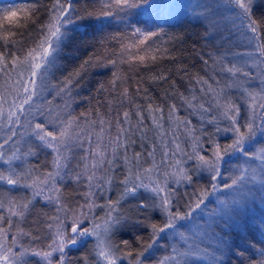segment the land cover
<instances>
[{
    "label": "snow or ice",
    "instance_id": "6c2138e0",
    "mask_svg": "<svg viewBox=\"0 0 264 264\" xmlns=\"http://www.w3.org/2000/svg\"><path fill=\"white\" fill-rule=\"evenodd\" d=\"M74 3L21 0L0 7V121L9 125L0 142V264H224L226 252L234 248L242 264H264V245L256 247L260 241L241 250L229 244L224 231L250 227L233 216L236 196L248 184L264 186V144L251 150L259 143L257 132L264 134V15H255L254 0L196 5L202 9L198 20L219 17L212 25L218 27L230 19L247 41L249 50L237 54L238 59L247 57L243 66L197 53L204 66L210 59L219 64L218 78L190 74L186 66L177 69L178 78L170 70L139 75L141 67L152 69L158 61H181L174 53L182 41L165 40L162 30L129 23L126 18L140 7L137 0H97L99 8H85L83 15ZM41 10L48 23L41 25L36 45L22 59L20 41L11 36ZM114 19L124 29L102 38L101 43L113 47L108 56L97 58L100 66L116 69L108 86L96 90L105 94L107 111H101L105 105L97 99L94 111L79 116L54 114L45 107L33 112L38 88L46 86L73 34L103 33ZM121 65L134 75L121 72ZM79 76V71L66 76L57 85L58 94L71 97ZM185 77L188 87L181 92ZM146 85H167L161 103ZM182 109L200 115L199 128L179 115ZM221 121H226L223 128ZM205 124L215 125V131ZM17 126L25 132L18 133ZM222 132L231 134V143L219 142L216 136ZM41 152L51 160L41 161ZM240 156L258 164L238 165L225 178V157ZM205 172L207 186L197 180ZM223 193L235 195L221 199ZM212 195L219 207L205 215ZM132 201L135 205L126 209ZM129 226L148 231L147 241L137 235L134 248L128 239L117 240ZM251 227L264 236V221ZM162 240L166 243L160 245ZM89 242L84 254L71 255ZM161 248L164 254L157 257ZM249 250L259 259L245 257Z\"/></svg>",
    "mask_w": 264,
    "mask_h": 264
},
{
    "label": "trees",
    "instance_id": "16d2710c",
    "mask_svg": "<svg viewBox=\"0 0 264 264\" xmlns=\"http://www.w3.org/2000/svg\"><path fill=\"white\" fill-rule=\"evenodd\" d=\"M21 0H0V7L9 6L13 3H20ZM45 4L50 3V0H44ZM140 7L132 10V13L127 17V21L137 27L147 29L163 31L166 35L165 40L171 37L178 38V50L174 55L183 57L181 61H172L164 59L158 61V66L152 69H146L141 67L139 69V75L147 78L151 74L158 71H168L170 70L173 74V78H178L176 73L179 67L186 66L189 69L190 74H199L204 76L216 77V72H219V64L213 65L212 60H209V65L206 67L199 60L197 53L203 54L205 58H208L210 54L212 57L219 60L224 58L223 62L227 64L229 61L236 63L238 66H243L246 60L238 59L235 57L237 54H242L248 50L247 41L244 36L240 35L239 32L233 27L230 19L221 20L218 27H213L215 20L219 17H210L209 19L203 20L201 22L197 18V13L202 11L201 8H197V4L202 3H212V0H137ZM74 7L77 9V14L83 15V10L87 8L92 10L93 8H99L97 0H75ZM193 9L195 11H193ZM253 11L257 17L264 15V0H254ZM227 13H225L226 16ZM48 23L47 14L41 10L40 14L34 19L25 20L22 26L15 30L11 39H17L20 41L21 46V58L27 54V51L34 47L37 43L38 37L41 35V25ZM238 23V21H237ZM124 24L119 21V19H114L112 24L105 29L103 33L96 32L94 35L91 32L88 35L81 36L79 34L75 35V39L70 40L61 49L56 66L50 70L46 77L45 85L38 88V94L34 98V108L45 107L51 108L53 113H59L61 115H67L71 113L74 116H79L81 112L94 111L97 107V99H100L104 103V107L101 108L102 112L107 111V106L104 101L103 93H97V89L101 84L108 86V82L112 79V72L116 71L111 65L106 67L100 66V59L109 55L108 49L112 48L113 45L109 43H101L104 36L115 33L118 30H123ZM235 54V55H234ZM90 61L89 63H85ZM106 64V60H103ZM250 63V62H249ZM215 69V71L213 70ZM121 72L128 73V66L121 65ZM246 71L250 68H245ZM252 71L254 69H251ZM79 71L80 76L75 77L72 86L71 97L59 93L57 85L64 80L69 74H74ZM128 75H134L133 73H128ZM188 77H185L180 81V91L184 92L185 88L188 87ZM79 84V87L76 84ZM150 86L153 94L156 97L157 103L162 102L163 94L167 85L163 87ZM185 95H188L185 92ZM67 105V106H66ZM181 117H186L191 119L193 125L199 128L201 125L200 115L193 112L189 115L188 111L181 110L179 113ZM209 117L206 115L205 120ZM31 119V117H29ZM23 118L21 123H23ZM223 122V121H222ZM220 123L221 127L226 121ZM205 127L209 132L215 131V125H207ZM9 125L6 121H0V142L8 134ZM17 132H25V128H20L17 126ZM199 134V133H197ZM230 133H219L216 138L221 144L229 143L231 139ZM256 138L259 144L254 143V148H259L261 144H264V134L257 132ZM6 147H11L9 144ZM26 148L27 145H24ZM232 157L230 160L234 159ZM32 159V158H29ZM39 159L41 161L51 160V156H45L44 152L40 153ZM229 162L227 164H222V171H225V175L233 173L235 167L229 165L230 160L225 157ZM191 163V162H190ZM203 179L199 178L197 175V180L200 185L207 186L209 181L208 173L203 174ZM230 182V180L228 181ZM250 189V190H249ZM192 188L189 187L188 191ZM181 191H184L181 188ZM147 195V194H146ZM221 199H232V195H227L225 193L219 194ZM112 198H116V193L112 194ZM236 199L238 203L234 206L233 216L236 220H239L242 224L249 225L248 228L239 229H225L224 231L228 233L225 239L228 240L231 245H239V249H245L248 247L249 243H256L260 241L261 243L256 244L259 248L264 245V236H261L259 232L255 231L251 226H259L261 222L264 221V186L260 183L248 184L244 189L242 195H237ZM210 203L207 204V209H205V215L211 211L217 209L219 205L217 204V195H212L209 197ZM135 205V201L125 204V208H130ZM159 220V217L156 218ZM150 231V230H149ZM219 231V230H218ZM141 236L145 241L148 239V231L143 229H137L132 226L124 229L116 239L120 238L128 239L133 247H138L136 242V236ZM160 245L165 244V241H160ZM91 242L79 251L77 249L71 250V255L73 257H79L91 248ZM237 249L234 248L233 253L226 252L224 256V264H242L240 257L234 254ZM164 254V248L156 253L159 257ZM253 257L259 259L258 254L254 250H249L245 252V257ZM123 264H127L124 261ZM147 264H152V261L147 262ZM192 264V261H190ZM196 264H207V261H197ZM246 264V261L244 262Z\"/></svg>",
    "mask_w": 264,
    "mask_h": 264
},
{
    "label": "rangeland",
    "instance_id": "374dc122",
    "mask_svg": "<svg viewBox=\"0 0 264 264\" xmlns=\"http://www.w3.org/2000/svg\"><path fill=\"white\" fill-rule=\"evenodd\" d=\"M226 16H227V14H226ZM249 50V49H248ZM247 50V51H248ZM235 55V54H234ZM235 57H237V53H236V55H235ZM246 60H247V57H246ZM250 64V63H249ZM253 72H255V69L253 70ZM222 122V121H221ZM220 122V123H221ZM224 122V121H223ZM222 122V123H223ZM226 124V123H225ZM219 126L221 127V125L219 124ZM224 127V124H223V126L221 127V128H223ZM257 136V135H256ZM256 138H258V137H255V141L257 140ZM229 139H231L230 140V142L229 143H231V141H232V137H229ZM259 141V140H258ZM255 144H259V143H255ZM248 147V145H246V148ZM256 149H258V148H256ZM255 148H254V146L252 147V151H255L256 150ZM190 150V149H189ZM237 156H239V154H237ZM248 164H258V162L257 161H246L245 160V158L244 157H242V156H240V158L239 159H237L236 157L234 158V159H232V160H230V163H229V165H231L232 167H236V166H238V165H244L245 167L248 165ZM223 168V167H222ZM221 168V171L223 170ZM222 173L224 174V176H225V178H227V175H225V171H222ZM225 194H227L228 195V193H225ZM233 194H235V193H233ZM98 212H99V210H97ZM100 214H102V213H100Z\"/></svg>",
    "mask_w": 264,
    "mask_h": 264
}]
</instances>
